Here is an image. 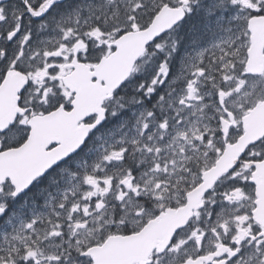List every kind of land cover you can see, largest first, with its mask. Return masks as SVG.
Instances as JSON below:
<instances>
[{
    "label": "snow or ice",
    "instance_id": "snow-or-ice-1",
    "mask_svg": "<svg viewBox=\"0 0 264 264\" xmlns=\"http://www.w3.org/2000/svg\"><path fill=\"white\" fill-rule=\"evenodd\" d=\"M0 264H264V0H0Z\"/></svg>",
    "mask_w": 264,
    "mask_h": 264
}]
</instances>
